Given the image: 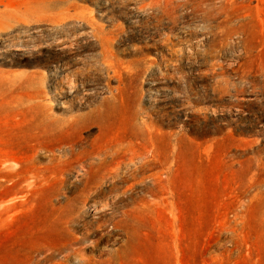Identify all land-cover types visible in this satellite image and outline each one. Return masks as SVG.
<instances>
[{
  "label": "rangeland",
  "instance_id": "1",
  "mask_svg": "<svg viewBox=\"0 0 264 264\" xmlns=\"http://www.w3.org/2000/svg\"><path fill=\"white\" fill-rule=\"evenodd\" d=\"M76 1L92 11L89 22L63 20L57 10L0 18V264H31L32 254L40 259L66 243L63 214L51 205L79 196L85 172L96 175L90 181H112L110 174L133 169L151 153L159 156L156 167L83 208L86 224L92 222L87 232L103 236L96 248L83 244L85 254L105 259L128 236L117 264H264V114L251 106L239 111L227 97L210 100L212 82L197 77L201 68L186 52L200 19L181 9L186 16L171 32L168 20L158 25L153 18L166 2L159 9L135 0ZM23 6L24 0H0V15L24 12ZM231 12L252 25L264 61V0L243 1ZM107 37L114 39L111 52ZM180 49L185 53L175 54ZM81 70L91 74L75 77L74 89L65 84ZM28 81L45 98V119L43 108L28 101ZM187 87L193 98L207 95L195 105L206 116L190 123L192 130L185 120L191 109L174 100ZM112 94L108 119L88 116ZM175 111L178 120L174 113L160 119ZM148 130L158 136L154 146L129 143L131 132ZM114 152L120 156L111 160ZM240 166L250 167L247 176ZM128 195V203L109 208ZM107 235L116 240L106 243Z\"/></svg>",
  "mask_w": 264,
  "mask_h": 264
},
{
  "label": "bare ground",
  "instance_id": "2",
  "mask_svg": "<svg viewBox=\"0 0 264 264\" xmlns=\"http://www.w3.org/2000/svg\"><path fill=\"white\" fill-rule=\"evenodd\" d=\"M88 1L96 6V0H80ZM141 3V8L146 6L161 8L162 3L166 2L165 7H162L161 13H156L153 18L156 20L157 24L160 25V19L165 18L171 24V32H175L180 19L185 18V14L180 13L181 9L188 8L189 12L187 15L190 17H198L200 19V24L196 28H191L189 31V38L196 39L187 47L188 58L191 60L192 65H196L201 69L198 71V78L204 82H209L206 84L210 86L213 91L215 99L210 100H226L227 105L235 107L237 110L241 111L244 108L248 109L251 107H256V109L264 114V61L261 60L262 50L252 41L251 28L248 22L242 20V17L236 16L231 12V9L239 6L243 1L246 0H135ZM252 1V0H250ZM24 12H12L9 14L5 12V15H0V18L10 20L12 18H23L27 14L37 13V12H49L51 10H57L63 14V20L71 21H86L88 8L81 6L76 0H24ZM5 10L9 7L4 6ZM219 19V20H218ZM199 36L201 37L199 39ZM105 44V52L110 50L111 42L114 40L110 37L102 39ZM169 38L166 39L168 41ZM175 54L183 53L184 50L180 49L174 51ZM185 53V52H184ZM106 67L109 63L106 59L103 60ZM91 73L86 70H81L76 72L71 77H67L65 84L69 85L70 88H75V77L78 79H86ZM186 78V76H184ZM25 92L28 97V101H33V103L40 105L43 108L44 119L47 115V104L44 102V96L41 91L37 90L33 82L28 81L25 84ZM180 90V89H178ZM180 97H175L174 100L179 102L180 105H187L191 111L187 114L185 119L186 124L189 126V130L196 128L195 125L190 124L196 122L200 117L206 116V112L202 108H195V105L203 102L207 99V95L203 93L201 96L192 97L191 94L194 92L187 88H182L180 91ZM197 95V94H196ZM246 97H250L246 99ZM32 106V105H31ZM31 110L32 107H29ZM115 109L114 95L112 94L109 98H105L102 103L95 106L88 113L93 120L97 118L102 119L105 117L109 118V115ZM30 112V110H28ZM174 113V119L178 120L180 115L175 112H166L160 114V119H169L170 115ZM164 120V119H163ZM134 129L138 130V125H134ZM177 136V135H174ZM157 134L151 130H148L147 135L133 131L127 137L129 143L134 145H140L144 143L145 145H153L154 140L157 138ZM124 139L117 140L118 143H122ZM144 141V142H143ZM176 143H169L171 149H175ZM107 154V152H106ZM118 152H114L108 155L111 160L118 158L120 155ZM104 155L100 159L99 165L106 161L108 158ZM131 159H129L130 162ZM255 157H251L250 161H255ZM260 160L256 163L259 164ZM124 168L129 167L127 160L123 159L120 161ZM159 162V156L152 154L150 157H145L139 162V165L133 169H128L125 172L116 171L110 174V179L112 181H90L96 178L95 174L86 173L83 175L85 179L83 183V189L80 195L74 198H66L61 202L60 207H55L51 205L53 209L60 210L61 217L63 218V229L65 234L68 236L66 243L57 248L55 252H47L42 258L37 259L33 254L29 257L28 261L36 264H117L115 262V257L117 254L125 249L126 244L129 242V237L117 250H112L107 252V258L96 259L93 255L85 254V246L89 242L88 246L90 248H96L99 246L100 242L103 240V236L96 237L95 235H90L87 232L86 219L84 218L83 208L90 202H94L95 199L105 198L108 195L118 191L121 187H124L130 179L137 178L141 172L146 168L152 166L156 167ZM241 167V172L244 175H248L250 172V167ZM107 174V175H108ZM264 175V173H262ZM256 175H252L249 180H254ZM264 181V179L262 180ZM140 183L142 181H134ZM89 186V184H93ZM145 190H149L148 186H144ZM262 192L253 194L252 200H256L257 197L261 195ZM131 196L119 197V199L114 202L111 201L109 208L113 211L116 208L117 203L126 204L129 202ZM105 206V205H104ZM124 217L118 222V225L125 220L128 216L126 211L122 212ZM109 218H112V213L109 214ZM75 224H79L75 225ZM100 226L97 230H100ZM82 231L87 236H75V232ZM106 243L115 241L116 238L113 235H107L105 238ZM36 253H41V251H36ZM25 256V254H24Z\"/></svg>",
  "mask_w": 264,
  "mask_h": 264
}]
</instances>
